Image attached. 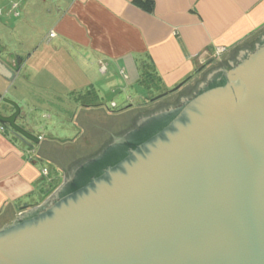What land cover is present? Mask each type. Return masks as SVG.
Wrapping results in <instances>:
<instances>
[{
    "label": "water",
    "instance_id": "water-1",
    "mask_svg": "<svg viewBox=\"0 0 264 264\" xmlns=\"http://www.w3.org/2000/svg\"><path fill=\"white\" fill-rule=\"evenodd\" d=\"M192 78L72 157L59 187L0 229V264H264V31L169 96ZM0 102L13 110L0 125L39 145L20 105Z\"/></svg>",
    "mask_w": 264,
    "mask_h": 264
},
{
    "label": "crops",
    "instance_id": "crops-1",
    "mask_svg": "<svg viewBox=\"0 0 264 264\" xmlns=\"http://www.w3.org/2000/svg\"><path fill=\"white\" fill-rule=\"evenodd\" d=\"M26 1L14 4L19 8ZM49 1L42 19H33L30 27L21 25L22 32L28 30L32 39H37L31 47L29 42L22 41L21 49L10 53L0 41V65L7 70L18 66L17 72L8 70L14 74L12 80L0 75V93L25 74L28 84L44 89L52 88L51 77L67 79L63 83L68 82L70 87L68 99L79 106L70 120L76 129L77 125L86 127V119L90 120L94 114L90 108H101L96 111L100 117H111L112 112L98 104V86L110 88L114 94L119 92L126 98V90L137 91L142 72L147 70L157 77L164 92L193 77L185 84L187 87L264 31V0ZM39 20L49 22L47 40L36 38ZM221 47L228 50L216 58L215 53ZM68 61L74 63L72 72L68 70ZM200 69L203 70L199 72ZM96 75L108 86L100 83L102 79ZM53 85L56 86L55 82ZM91 90L97 92L95 104L86 101ZM22 94L18 98L13 95V99H22L25 104V108L20 106L23 125L18 124L31 133L34 130L39 133L45 128L42 121L52 116L43 112L42 98L33 103L31 97ZM130 100L131 96L127 97L128 103ZM0 107L3 108L1 102ZM12 111L6 109V113ZM37 137L40 144L28 147L6 129H0V229L11 224L24 209L40 205L63 180L62 168L69 159L65 151L61 153L62 141L47 140L41 133ZM97 145L92 144L94 149ZM47 166L54 167L53 176ZM44 169H48L47 176L43 174Z\"/></svg>",
    "mask_w": 264,
    "mask_h": 264
},
{
    "label": "rangeland",
    "instance_id": "rangeland-1",
    "mask_svg": "<svg viewBox=\"0 0 264 264\" xmlns=\"http://www.w3.org/2000/svg\"><path fill=\"white\" fill-rule=\"evenodd\" d=\"M16 2H18V0H0V9L3 11V15L0 16V41L9 50H11L10 53L19 51V49H21L22 47V41L26 43L29 42L30 47L32 46V42L36 41L37 39L35 40L32 39L31 37L32 33L29 32L28 30L23 29V32H22L21 25L22 27L23 26L30 27L29 25L30 21H33V19L34 20L39 19V18L42 19L44 17V14L46 13V10L48 9L50 5L49 0H27L24 4H21V6L16 9V12H18L20 15L19 16L20 18H19L16 15H15L16 17H14L15 10L14 9L11 10L13 4ZM24 6H26V8H24ZM10 11L12 13H10ZM7 14H10L9 15L10 19L9 18L7 19V17H9V16H6ZM37 25H39L40 28L38 29V34L35 33L36 38L39 37L43 40H47V34H48L47 29H48L49 22L46 20L45 21L39 20V22H37ZM26 48L29 49V47H26ZM68 63H69V65L67 64L68 70L72 72L74 69V63L72 64L69 61ZM58 71H60V68L58 69ZM146 71L142 72L143 75ZM25 75L26 76L19 78L18 82L14 83V85L10 86L11 84H9V87H6L5 89L3 88L2 89L3 93L1 94H3V96L6 99H10L18 103L20 106H23L24 108H25V104L23 100L21 98H20L21 100L19 101L18 99L15 100L13 99V95L17 96L18 98V96L20 97L23 96L22 93L27 94V96L31 97L32 99L31 102L33 103H36L39 97L42 98L44 101V104L42 105L43 106L42 110L43 112L52 116V119H45L44 121H42L45 125V128H42V130H39V133L43 134L47 138V140L56 139V140L62 141V143H60V145L63 148L61 150V153H64V151L68 153L71 149L69 147H72L71 145L73 143L67 142L66 140L73 139L75 132L76 133L78 132L77 129L75 128V123L74 125H71L70 120H71V117H73L74 112L77 111V109L79 108V106L77 108L75 103H72L68 99L67 91H69L70 87L68 86L69 85L68 82H67V85L63 83L67 79L60 80V78L57 76L51 77L53 79V80L51 79L52 88L44 89L37 85L28 84L27 82L28 76L27 74ZM91 77L94 78L93 75H91ZM97 77L100 79L99 76ZM67 78L69 79V76ZM54 82L56 86L53 85ZM100 83H104L106 86H108V84H106V82L103 79H102V82ZM126 84L127 85L129 84V81H127V79H126ZM160 84H161L160 81L156 78L155 81L150 85L149 89L148 87H146L147 85L145 87L143 85H140L138 86V88H135L137 91L126 90V98H124L125 95L119 92L114 94L112 92V89L110 88L108 90H105V89H101V86H98L99 89H96V90H99L100 92V97L97 100L98 104L99 106H103L106 110L108 109L109 111H111L112 113L109 112L111 114L110 115L111 117L110 118L106 116L100 117V115H98L96 111L100 110L101 108H90V111L94 114L90 116L91 121L89 122V125H88V122H86V127L84 128L86 129L85 133L81 135V139H84L81 145L84 144L83 147L86 148L88 151L94 149V146H92L93 142H91L92 137L100 136V139H101L102 134H103L102 132L104 131V129L111 127L112 123L121 115V113H123V111H130L134 108L144 107V106H148V105H152L156 103V102L152 103L150 101L152 98L164 93V90L160 89L161 87ZM57 87H61L62 90L56 89ZM85 88L86 87H84L83 90ZM95 88H97V86H95ZM103 88H105V86ZM181 91L182 90H180L179 92ZM179 92H175L174 94H170L169 96H173ZM96 93H97L96 91L91 90L89 93L90 98L88 97L86 101L95 104L96 102L95 94ZM77 94L79 93H76L75 95ZM130 96H131V100L128 103V101L126 100H127V97H130ZM26 101L29 102L28 99H26ZM112 101L116 102V107L115 106L113 107ZM130 105L131 107H128ZM2 106L3 108L0 107V112H5L7 108L11 109V107L8 105L2 104ZM77 118L78 117L75 118V121L77 120ZM21 119H19L18 122L20 125H23ZM95 120L98 121V124L96 125L98 127L93 125V122ZM45 123H48V125ZM36 124L38 125L39 123H36ZM90 127H92L93 129H90ZM32 133L36 136L39 134L37 130H34V132ZM85 139L86 141L87 140L90 141L91 146L93 148L86 145L88 143L85 141ZM63 141H66V142H63ZM74 147H75V144H74ZM70 155L71 157H73L72 154ZM71 157L69 158V160L71 159ZM47 167L50 171L51 176H53L54 167L53 166H47ZM64 175L62 174L61 178L64 179L65 178Z\"/></svg>",
    "mask_w": 264,
    "mask_h": 264
},
{
    "label": "flooded vegetation",
    "instance_id": "flooded-vegetation-1",
    "mask_svg": "<svg viewBox=\"0 0 264 264\" xmlns=\"http://www.w3.org/2000/svg\"><path fill=\"white\" fill-rule=\"evenodd\" d=\"M201 80H204V78H202ZM186 88V89H185ZM194 88V89H193ZM197 88V84L196 85H192V86H190V87H186V85L184 86V87H182L180 90H188V89H193V90H195ZM179 90V91H180ZM178 91V92H179ZM186 91H183V92H186ZM192 93H193V91H192ZM180 101V98H175L171 103L172 104H177L178 102ZM155 102H157V101H155ZM152 103H154V102H152ZM151 103V104H152ZM131 107V106H130ZM150 108V107H149ZM124 113L122 114L121 113V120H119L118 121V124H121V125H126V111H123ZM86 121L88 122V125H89V122H90V120L89 119H86ZM96 121V122H95ZM94 122H93V125H97L98 124V121L97 120H95ZM77 125V124H76ZM77 127V133H76V136H75V138L74 139H72V140H70L69 142H71V143H73L71 146L72 147H69V148H71L70 149V151L67 153H65V156L67 155V158L69 159L70 157H71V155L70 154H72V156H73V159L74 160H79L78 162L80 163V162H82V161H84L85 159H87L88 157H86V156H94V155H96L97 153H99L101 150H103V148L109 143L108 141H105L106 140V138L104 137V138H101L100 139V136H98V137H92V139H91V142H93L92 144H95V142L96 143H98V147H96L95 149H92V150H90V151H88L86 148H84L83 147V145H81L82 144V141L84 140V139H81V135L83 134V133H85V130L86 129H84L85 127L83 126V127H80L79 125H77L76 126ZM96 127H98V126H96ZM135 127H136V125H135ZM134 127V128H135ZM24 128V127H23ZM125 129H119V131H116V130H110V131H108L107 129L105 130L104 129V132H102L103 133V135H108L109 136V138L112 140L114 137H119V136H122V135H124V134H126V126L124 127ZM90 129H93L92 127H90ZM130 130H132V129H130ZM129 130V131H130ZM101 133V134H102ZM100 134V135H101ZM94 140V141H93ZM85 141H86V139H85ZM88 144H86L87 146H90V147H92L91 146V143H90V141H86ZM90 143V144H89ZM74 144H75V147H74ZM74 147V148H73ZM73 148V149H72ZM93 148V147H92ZM94 153V154H93ZM85 157V158H84ZM75 161V162H76ZM74 162V163H75ZM79 163H77L76 165H78ZM75 165V166H76ZM66 169V176L68 175V173H70L71 172V170H73V168L71 167V166H69V167H65ZM59 186H57L56 188H58ZM55 188V189H56Z\"/></svg>",
    "mask_w": 264,
    "mask_h": 264
},
{
    "label": "built area",
    "instance_id": "built-area-1",
    "mask_svg": "<svg viewBox=\"0 0 264 264\" xmlns=\"http://www.w3.org/2000/svg\"><path fill=\"white\" fill-rule=\"evenodd\" d=\"M22 1H24V0H18V2H22ZM18 8V4H14V6H13V9L15 10V15L16 16H18L19 14L16 12V9ZM0 15H1V11H0ZM55 35V33L54 32H52L51 33V37H53ZM227 48L226 47H221V48H219V49H217V52L215 53V57L216 58H220V57H222V55L223 54H225L226 52H227ZM113 105V107L115 106L116 107V104H112ZM0 129L2 130V131H4L5 129H4V127H0ZM43 174L45 175V176H47L48 175V169H44L43 170Z\"/></svg>",
    "mask_w": 264,
    "mask_h": 264
},
{
    "label": "trees",
    "instance_id": "trees-1",
    "mask_svg": "<svg viewBox=\"0 0 264 264\" xmlns=\"http://www.w3.org/2000/svg\"><path fill=\"white\" fill-rule=\"evenodd\" d=\"M136 2L139 3V4H141V1H136ZM19 63L21 65L22 62L19 61ZM156 78L157 77L154 74H152L151 72L146 71L144 73L141 81H140V85H143L144 87L147 85L146 87H148V89H149L150 88V85L155 81ZM92 156H89V157H92Z\"/></svg>",
    "mask_w": 264,
    "mask_h": 264
}]
</instances>
